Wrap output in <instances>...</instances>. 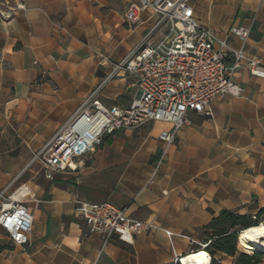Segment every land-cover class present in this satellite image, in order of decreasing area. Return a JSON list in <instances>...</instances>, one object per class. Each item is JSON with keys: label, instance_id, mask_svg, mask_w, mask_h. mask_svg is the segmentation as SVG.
Here are the masks:
<instances>
[{"label": "crops", "instance_id": "0c3cea01", "mask_svg": "<svg viewBox=\"0 0 264 264\" xmlns=\"http://www.w3.org/2000/svg\"><path fill=\"white\" fill-rule=\"evenodd\" d=\"M132 1L0 0V127L20 121L22 143L37 152L101 84L105 105H129L138 94L135 78L123 70L108 76L156 22L147 10L129 27ZM192 4L202 24L222 33L250 25L256 15L246 51L264 66V0ZM231 41L232 48L240 45ZM233 80L241 96L213 99L212 117L190 112L174 144L158 138L169 124L147 122L105 136L75 171L56 172L52 180L38 162L42 176L26 177L29 165L17 173L0 166V188L12 180L25 185L34 215L25 247L0 226V264H174L176 255L197 250L204 227L222 210L263 209L264 78L239 70ZM76 200L114 202L155 229L132 244L117 238L104 244L87 233Z\"/></svg>", "mask_w": 264, "mask_h": 264}, {"label": "built area", "instance_id": "2783aa9c", "mask_svg": "<svg viewBox=\"0 0 264 264\" xmlns=\"http://www.w3.org/2000/svg\"><path fill=\"white\" fill-rule=\"evenodd\" d=\"M192 1L130 3L125 14L129 27L138 24L147 10L155 14L156 22L108 78L119 76L123 70L135 78L138 94L129 105L107 106L100 99L103 83L85 96L70 118L35 152L33 161L42 165L48 180L56 172L75 171L105 136L119 129H138L147 122L167 123L170 129L162 130L158 138L166 146L174 144L181 129L190 123V112L212 117L213 99L221 94L241 96L242 88L233 80L236 72L247 70L252 76L264 78V66L246 51L256 15L250 25L232 26L222 33L196 18ZM0 15L4 17L5 12L0 10ZM233 38L240 42L237 48L230 46ZM165 154L166 149L156 161V168ZM14 183L12 180L0 188V226L15 245L25 247L30 243L34 215L26 204L28 188L14 187ZM75 204L87 233L99 234L104 244L114 238L132 244L136 236L155 229L149 220L134 217L127 208L111 201L76 200ZM165 232L172 236L171 231ZM208 244L200 242L199 249L206 250ZM238 249L250 253L239 246ZM181 256L176 255L174 264H180ZM209 257L211 264L210 253Z\"/></svg>", "mask_w": 264, "mask_h": 264}, {"label": "trees", "instance_id": "16d2710c", "mask_svg": "<svg viewBox=\"0 0 264 264\" xmlns=\"http://www.w3.org/2000/svg\"><path fill=\"white\" fill-rule=\"evenodd\" d=\"M263 219L264 208L259 209L255 214H240L234 210H222L204 227L202 241L203 243L209 242L206 250L212 256L211 264H222L216 258L217 253L236 256L240 232L247 227L260 224ZM199 248L201 246H198L197 249ZM263 257L264 251L262 250H255L251 254L241 252L236 258V264H258Z\"/></svg>", "mask_w": 264, "mask_h": 264}, {"label": "rangeland", "instance_id": "374dc122", "mask_svg": "<svg viewBox=\"0 0 264 264\" xmlns=\"http://www.w3.org/2000/svg\"><path fill=\"white\" fill-rule=\"evenodd\" d=\"M20 125V121L11 118L9 124H7L5 128L0 127V166L6 171L17 173L26 165H29L25 173V176L29 177L39 172L40 165L36 161H33L35 152L26 149V145L22 143L19 131ZM55 132L56 130L51 134L50 138ZM39 173V176H42V173ZM253 252L255 251H250V254ZM240 254L241 252L238 249L236 258ZM216 258L219 259L222 264H236V259H231L227 254L217 253ZM261 263L264 264V257Z\"/></svg>", "mask_w": 264, "mask_h": 264}, {"label": "bare ground", "instance_id": "6f19581e", "mask_svg": "<svg viewBox=\"0 0 264 264\" xmlns=\"http://www.w3.org/2000/svg\"><path fill=\"white\" fill-rule=\"evenodd\" d=\"M238 246L247 251H264V222L242 230L238 236ZM180 264H210L209 253L205 249H198L181 256Z\"/></svg>", "mask_w": 264, "mask_h": 264}, {"label": "water", "instance_id": "95a60500", "mask_svg": "<svg viewBox=\"0 0 264 264\" xmlns=\"http://www.w3.org/2000/svg\"><path fill=\"white\" fill-rule=\"evenodd\" d=\"M198 250V249H197Z\"/></svg>", "mask_w": 264, "mask_h": 264}]
</instances>
